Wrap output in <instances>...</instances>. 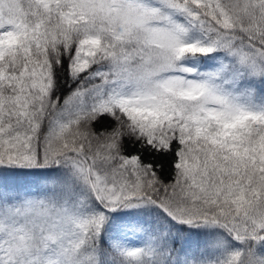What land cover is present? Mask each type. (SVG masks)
I'll return each instance as SVG.
<instances>
[{"label": "snow or ice", "instance_id": "6c2138e0", "mask_svg": "<svg viewBox=\"0 0 264 264\" xmlns=\"http://www.w3.org/2000/svg\"><path fill=\"white\" fill-rule=\"evenodd\" d=\"M236 126L264 133V0H0V264H264V160ZM151 207L206 254L167 227L101 248L106 211Z\"/></svg>", "mask_w": 264, "mask_h": 264}, {"label": "trees", "instance_id": "16d2710c", "mask_svg": "<svg viewBox=\"0 0 264 264\" xmlns=\"http://www.w3.org/2000/svg\"><path fill=\"white\" fill-rule=\"evenodd\" d=\"M193 35H196L195 33ZM186 62H194L196 66L200 69L207 70L212 67L216 60L209 57H200L199 60L195 58H189ZM67 79V72H62L58 74L59 80V93L61 96L67 93L68 87L65 83ZM99 127L110 126V121L102 120L96 125ZM231 133V143L235 153L241 156L244 160L248 161V171L251 173L254 171L252 168V163L264 160V133L256 134L252 130L236 126L228 130ZM126 154H139L141 159L145 163H151L153 165H159L157 171L160 174L161 179L168 181L171 179L173 174L172 162L174 156L172 153H161L156 152L150 148L142 147L139 142L134 140H126L123 145ZM243 167V166H242ZM19 171L26 172H49L51 169H34L26 170L22 169ZM35 185L33 189L35 190ZM169 228L170 232L175 233L172 237V247L174 249H183L179 254L182 255L184 251L188 248L194 237H199L196 235L197 230H188L182 225H176L174 222L169 221L162 212L155 208L154 210H146L142 214V219L135 223L134 229L130 230L128 233V238L133 239V242L128 247H142L150 235L158 233L163 228ZM201 239V237H199ZM112 241L105 234L104 230L101 235L100 246L108 254L113 253ZM203 247V245H202ZM193 255H202L199 252ZM105 264H113L111 260L105 257Z\"/></svg>", "mask_w": 264, "mask_h": 264}, {"label": "rangeland", "instance_id": "374dc122", "mask_svg": "<svg viewBox=\"0 0 264 264\" xmlns=\"http://www.w3.org/2000/svg\"><path fill=\"white\" fill-rule=\"evenodd\" d=\"M153 209L154 207L146 209H125L111 212L110 218L106 222V229L110 231L112 235L118 236L125 231L126 227L131 226L136 220L142 217L140 212ZM124 237L125 235L121 236V239H124Z\"/></svg>", "mask_w": 264, "mask_h": 264}]
</instances>
